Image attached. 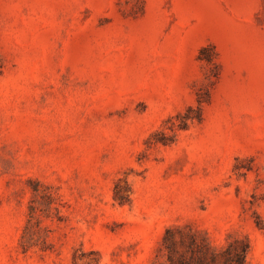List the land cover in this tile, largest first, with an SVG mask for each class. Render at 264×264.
<instances>
[{"label": "rangeland", "instance_id": "374dc122", "mask_svg": "<svg viewBox=\"0 0 264 264\" xmlns=\"http://www.w3.org/2000/svg\"><path fill=\"white\" fill-rule=\"evenodd\" d=\"M175 226L264 264V0H0V264H167Z\"/></svg>", "mask_w": 264, "mask_h": 264}, {"label": "trees", "instance_id": "16d2710c", "mask_svg": "<svg viewBox=\"0 0 264 264\" xmlns=\"http://www.w3.org/2000/svg\"><path fill=\"white\" fill-rule=\"evenodd\" d=\"M207 49H202L200 60L211 62L206 56ZM202 101L195 110L189 108L186 114H179L178 118H184L181 124L175 125L178 129H186L189 121L201 119ZM162 250L166 255L167 264H247V258L251 250L247 237L229 236L221 247H215L209 238L196 230H185L175 226L166 229L162 238Z\"/></svg>", "mask_w": 264, "mask_h": 264}]
</instances>
